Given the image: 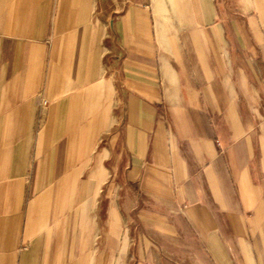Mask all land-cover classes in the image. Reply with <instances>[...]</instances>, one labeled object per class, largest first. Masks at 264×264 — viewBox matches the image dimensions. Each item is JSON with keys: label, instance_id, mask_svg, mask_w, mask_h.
I'll return each instance as SVG.
<instances>
[{"label": "crops", "instance_id": "1", "mask_svg": "<svg viewBox=\"0 0 264 264\" xmlns=\"http://www.w3.org/2000/svg\"><path fill=\"white\" fill-rule=\"evenodd\" d=\"M0 264H264V0H0Z\"/></svg>", "mask_w": 264, "mask_h": 264}, {"label": "built area", "instance_id": "2", "mask_svg": "<svg viewBox=\"0 0 264 264\" xmlns=\"http://www.w3.org/2000/svg\"><path fill=\"white\" fill-rule=\"evenodd\" d=\"M47 104H48V101H46V100H43V103H42V105H41V108H44V107H46V106H47Z\"/></svg>", "mask_w": 264, "mask_h": 264}]
</instances>
